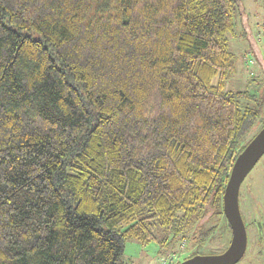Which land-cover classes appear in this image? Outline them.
Returning a JSON list of instances; mask_svg holds the SVG:
<instances>
[{"label": "trees", "instance_id": "16d2710c", "mask_svg": "<svg viewBox=\"0 0 264 264\" xmlns=\"http://www.w3.org/2000/svg\"><path fill=\"white\" fill-rule=\"evenodd\" d=\"M238 11L0 0V264H122L127 239L217 232L202 229L264 127V99L227 90Z\"/></svg>", "mask_w": 264, "mask_h": 264}, {"label": "rangeland", "instance_id": "374dc122", "mask_svg": "<svg viewBox=\"0 0 264 264\" xmlns=\"http://www.w3.org/2000/svg\"><path fill=\"white\" fill-rule=\"evenodd\" d=\"M242 4L245 18L241 12L236 13L234 33L229 38V47L236 60V70L228 78L227 90L264 99V0H242ZM248 102L250 101L245 100V103ZM240 205L247 224L248 218H254V209L257 211L261 208L264 211V159L257 163L242 183ZM212 224L219 225L217 232L206 237L205 242L200 244L197 240L189 239L182 244L183 247L181 241L164 247L157 241L143 245L134 239H127L121 263L178 264L194 251L200 255L220 254L229 246L232 233L227 228L225 215L206 224L202 229L203 233ZM247 231L248 248L237 264H264V241L259 242L256 229L249 228Z\"/></svg>", "mask_w": 264, "mask_h": 264}, {"label": "water", "instance_id": "95a60500", "mask_svg": "<svg viewBox=\"0 0 264 264\" xmlns=\"http://www.w3.org/2000/svg\"><path fill=\"white\" fill-rule=\"evenodd\" d=\"M263 156L264 127L235 160L225 188L223 211L232 233L228 248L216 255H196L179 264H237L243 259L248 248V232L240 207V189ZM257 230L264 239V214L262 218L257 216Z\"/></svg>", "mask_w": 264, "mask_h": 264}, {"label": "flooded vegetation", "instance_id": "af4514ba", "mask_svg": "<svg viewBox=\"0 0 264 264\" xmlns=\"http://www.w3.org/2000/svg\"><path fill=\"white\" fill-rule=\"evenodd\" d=\"M262 159H264V156L260 160H262ZM253 211H254L253 212V216H254V219H255L256 226H257V216L262 218V214H264V211H263V209H262V211H261V209H258L257 211L254 209ZM259 222L261 223V221H259ZM257 234H258V237H260L259 236V232H257Z\"/></svg>", "mask_w": 264, "mask_h": 264}]
</instances>
